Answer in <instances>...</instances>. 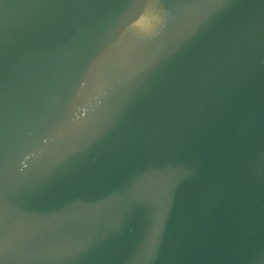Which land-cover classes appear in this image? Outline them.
<instances>
[{
	"label": "water",
	"instance_id": "95a60500",
	"mask_svg": "<svg viewBox=\"0 0 264 264\" xmlns=\"http://www.w3.org/2000/svg\"><path fill=\"white\" fill-rule=\"evenodd\" d=\"M0 264H264V0H0Z\"/></svg>",
	"mask_w": 264,
	"mask_h": 264
},
{
	"label": "clouds",
	"instance_id": "9594fccd",
	"mask_svg": "<svg viewBox=\"0 0 264 264\" xmlns=\"http://www.w3.org/2000/svg\"><path fill=\"white\" fill-rule=\"evenodd\" d=\"M145 17H150L151 18V25L147 28L145 27H138L142 32H145L146 34L152 35L155 34L156 31L159 29L160 26L163 24V18L161 16H149V15H144L141 14L139 19L135 21V25H141L142 21L145 19ZM102 90V87L100 84H97L94 86L92 93H89V98L90 100H94L96 103H99V96L96 95V93H99ZM80 100L81 98L79 97V92L77 91L76 96L73 100V105L77 102V100ZM77 120L72 119V122L75 123Z\"/></svg>",
	"mask_w": 264,
	"mask_h": 264
}]
</instances>
